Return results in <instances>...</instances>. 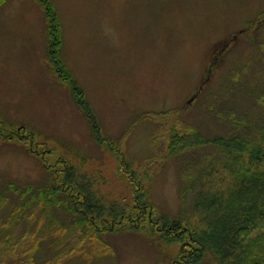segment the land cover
Here are the masks:
<instances>
[{
  "label": "rangeland",
  "instance_id": "374dc122",
  "mask_svg": "<svg viewBox=\"0 0 264 264\" xmlns=\"http://www.w3.org/2000/svg\"><path fill=\"white\" fill-rule=\"evenodd\" d=\"M52 1L79 100L49 61L42 4L0 1V264L39 235L33 264H191L193 233L166 236L159 220L199 222L197 192L235 184L236 154L199 136L238 131L264 148V0ZM59 177L91 197L96 227L111 211L135 216L140 196L153 219L81 229L63 204L34 202Z\"/></svg>",
  "mask_w": 264,
  "mask_h": 264
},
{
  "label": "trees",
  "instance_id": "16d2710c",
  "mask_svg": "<svg viewBox=\"0 0 264 264\" xmlns=\"http://www.w3.org/2000/svg\"><path fill=\"white\" fill-rule=\"evenodd\" d=\"M38 1L44 7L45 16L49 23L48 34L51 47H49L48 55L51 66L59 79L71 86L73 93L79 100L82 94L81 90L61 56L62 28L60 15L52 0ZM260 121L261 123L264 122V118H261ZM245 127L248 128L249 126L245 125ZM97 129L94 130L95 133H98ZM197 141L203 144L212 143L215 146L226 148L229 154L233 152L236 154V158L233 159L234 164L229 163L228 166L234 175L235 184L226 196H223L224 193L221 188L212 193L208 189L199 190L194 208L202 214V219L198 222L195 216L190 218L181 213L177 219L159 220L163 230H165L164 234L169 237L172 235L178 237L184 233H193V235L190 234L189 241L184 242L182 247L190 253L191 264L203 261L208 254L213 255L220 264H264V148L258 149L261 142H252L246 133L242 134L238 131H234L229 138L225 136L209 138L199 136ZM99 142L101 143V141ZM249 144L254 145L255 148L251 153V159L247 161L241 155V150ZM236 149L240 151V154ZM259 154H262L260 161L257 158ZM46 168L51 171L48 166ZM60 178L54 180V185L45 187L44 192H41L36 199L37 201L34 202L39 203L41 201V208H51L53 205L61 206L59 204H63L71 213L72 224L82 226L81 229H84L88 223L92 228H96L95 232L101 230L98 226H106L108 230H115V227L120 226L122 221L130 223L136 221L142 224L146 220V216L150 217L149 220L151 221L153 219L151 216L154 206L151 205L148 198L146 200L145 196H140L135 202V216L126 215V211H111L108 216L99 219L100 225L98 224L96 227L94 223L98 219L90 217L95 212V204H93L91 197L85 196L80 190L73 193L71 188H67V184L57 183ZM29 190L30 188H26L22 193ZM59 194L61 196L55 201ZM72 194H76V197ZM1 199L3 200V198ZM211 217L213 218L211 219ZM29 236L28 233L24 235L27 240H29ZM30 239L35 242V245L26 246L22 252L23 258L11 264L35 263V248L45 238L39 235L37 240H34L33 237ZM197 241L200 245L195 248ZM12 253L15 254L16 250H13ZM61 258L56 256L52 260H44L42 264H59ZM0 262H4V260H0Z\"/></svg>",
  "mask_w": 264,
  "mask_h": 264
}]
</instances>
